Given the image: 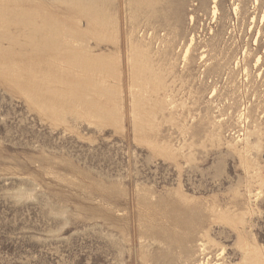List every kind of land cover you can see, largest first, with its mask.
<instances>
[{"label": "rangeland", "instance_id": "rangeland-1", "mask_svg": "<svg viewBox=\"0 0 264 264\" xmlns=\"http://www.w3.org/2000/svg\"><path fill=\"white\" fill-rule=\"evenodd\" d=\"M0 11V264H264V0Z\"/></svg>", "mask_w": 264, "mask_h": 264}, {"label": "bare ground", "instance_id": "bare-ground-1", "mask_svg": "<svg viewBox=\"0 0 264 264\" xmlns=\"http://www.w3.org/2000/svg\"><path fill=\"white\" fill-rule=\"evenodd\" d=\"M53 1H55V0H53ZM68 3V2H67ZM216 6V5H215ZM71 7V6H70ZM7 9H5V13H7V12H12V11H10L11 9L9 8L8 9V7H6ZM76 8V7H75ZM215 8V7H214ZM2 9V8H1ZM13 9V8H12ZM74 9V8H73ZM80 9H81V7H80ZM3 10H4V8H3ZM84 9H81V11H83ZM236 11H237V8H236ZM1 12V11H0ZM2 13V12H1ZM237 13V12H236ZM4 15V14H3ZM192 15V14H191ZM190 15V16H191ZM264 17V16H263ZM15 18V17H14ZM191 19L193 20L194 19V16L192 15L191 16ZM15 20V19H14ZM2 21H4V20H2ZM90 22V21H89ZM70 26V25H69ZM53 29H54V27H53ZM192 41H193V39H192ZM191 44V43H190ZM189 50H190V47L187 49V51H186V54L189 52ZM247 53H248V51H247ZM220 55V54H219ZM249 56H250V54H249ZM201 57H203V56H201ZM226 57V56H225ZM139 58V57H138ZM238 58V57H237ZM243 58V57H242ZM245 58V57H244ZM244 58H243V61H244ZM238 60V59H237ZM242 61V62H243ZM257 61H259V60H257ZM237 62V61H236ZM235 62V63H236ZM206 64V63H205ZM243 66V65H242ZM246 66V65H245ZM244 67V66H243ZM247 68V67H246ZM245 72H246V70H245ZM249 73V72H248ZM247 74V73H246ZM247 77V76H246ZM252 110V109H251ZM247 119V118H246ZM257 125H258V122H257ZM260 131V130H259ZM244 146V145H243ZM207 235H206V233H204V234H202L201 235V237L198 239V241H197V243H196V250H194L195 252L192 254L193 255V262L191 263V264H205V260H206V264H209V258H207L206 259V257L207 256H209V254H208V247H207V244L205 243V241H204V239L203 238H205ZM196 241H194V242H196ZM194 249V248H193ZM248 250V252H250V253H248V255L247 256H251V254H253V250H251V249H247ZM250 250V251H249ZM191 251V250H190ZM193 251V250H192ZM212 257V256H211ZM254 259V258H253ZM254 261V260H253ZM216 262H218V261H216ZM211 263V262H210ZM216 264V263H215Z\"/></svg>", "mask_w": 264, "mask_h": 264}]
</instances>
